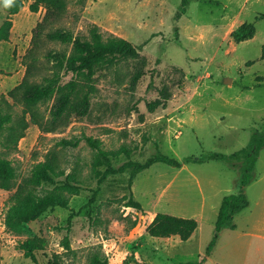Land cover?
Instances as JSON below:
<instances>
[{
	"label": "rangeland",
	"instance_id": "1",
	"mask_svg": "<svg viewBox=\"0 0 264 264\" xmlns=\"http://www.w3.org/2000/svg\"><path fill=\"white\" fill-rule=\"evenodd\" d=\"M23 1L10 16L0 0V27L13 21L9 38L0 39V100L7 99L2 104L15 119L25 106L9 92L28 68L31 81L45 82L62 73L60 57L72 50V43L52 40V31L89 37L98 25L106 37L133 42L142 57L97 74L87 114L72 112L46 130L28 113L29 127L17 146H7V132L0 135V157L10 159L18 174L14 188H0V264H90L95 254L109 264L198 262L215 235L223 197L243 188L250 205L201 264H264V147L245 187L254 146L231 156L249 147L255 134L264 135V0H68L65 12L48 20L45 7L33 12V0ZM246 22L255 24V35L237 41L232 33ZM55 102L39 104L44 126L51 127ZM90 136L110 152L114 169L160 152L182 165L159 161L132 179L130 166L100 180L107 165L95 164L99 150ZM62 139L79 142L65 145ZM209 152L228 156L207 160ZM48 159L64 173L55 176L57 183L76 174L70 181L81 190L69 208H51L23 233L13 232L6 225L11 197ZM54 187L44 183L40 190ZM158 212L196 218L195 234L189 240L151 235L148 226ZM30 236L45 240L38 262L19 246Z\"/></svg>",
	"mask_w": 264,
	"mask_h": 264
},
{
	"label": "trees",
	"instance_id": "2",
	"mask_svg": "<svg viewBox=\"0 0 264 264\" xmlns=\"http://www.w3.org/2000/svg\"><path fill=\"white\" fill-rule=\"evenodd\" d=\"M186 1L184 0V2ZM1 4L10 16L18 13L25 5L23 0H13V3L7 6L5 0H1ZM67 4L68 0H33L30 9L37 12L41 7H45L47 13L44 19L48 20L63 14ZM42 22L39 23V26ZM12 25L13 21L10 17L4 21L0 27V39L9 38ZM255 32V24L246 22L237 28L232 35L237 41H243L253 37ZM49 37L52 40L72 43V50L69 54L64 53L60 57V69L63 74L58 73L45 82H34L29 78L31 71L28 68V73L24 79L9 92L11 97L25 106L24 115L15 119L14 114L2 104V102L7 103V99L2 98L0 100V135L7 132L6 144L9 147L17 146L19 140L25 136L26 129L29 127L28 113L34 123L46 130H53L61 120L68 118L72 112L85 115L90 107L91 93L95 89L94 82L97 80V74L119 65L123 61L142 57L141 49L133 42L114 34L106 37L98 25L91 27L89 37L75 36L72 32L61 29L50 32ZM262 57L264 58V44ZM142 74L140 70L137 77L139 78ZM67 77L70 78L67 79ZM54 97H56V102L51 111V119L48 121V125L51 127L44 126L39 104ZM87 139L92 146L99 150L95 164L107 165V169L100 180H103L110 173L122 171L130 166L134 167L131 174L132 179L138 171L149 168L159 161L177 167L182 165V161L178 158L160 152L150 156L145 162L128 161L119 169H114L110 152L101 148V141L92 136ZM61 142L65 145H77L79 140L74 142L62 139ZM251 146H254L255 154L252 155L248 169L244 174L243 187L254 179L258 155L264 147V135L255 134L249 147H243L231 154V156H236L240 153H247ZM227 156L224 153L209 152L205 159H225ZM191 159L188 157L187 161ZM61 174L64 173L59 170V164L54 159H48L37 163L31 175L18 184L16 192L11 197L12 204L6 218V225L11 231L18 234L23 233L27 223L38 219L51 208L58 206L69 208L72 195L79 194L81 187L70 181V179H77L76 174H70L67 181L57 183L55 176ZM17 177V169L12 161L6 157H0V188L11 190L17 185ZM44 183H53L55 187L41 192L40 187ZM138 205L140 206V204ZM249 205L250 200L245 188L239 193L225 195L216 221V232L208 245L206 255L198 262L188 261L176 264H201L205 262L207 257L212 254L220 233L227 228H235L236 214ZM198 225V220L193 217L158 212L149 224L148 231L153 236L171 237L179 235L182 240H188ZM65 245L70 248L68 239L65 240ZM19 246L24 251L25 256L38 262L36 251L45 248V240L42 237L30 236L21 241ZM57 263L61 264L60 262ZM90 264H109V262L108 259H102L101 256L95 254Z\"/></svg>",
	"mask_w": 264,
	"mask_h": 264
},
{
	"label": "clouds",
	"instance_id": "3",
	"mask_svg": "<svg viewBox=\"0 0 264 264\" xmlns=\"http://www.w3.org/2000/svg\"><path fill=\"white\" fill-rule=\"evenodd\" d=\"M13 3V0H5V4H6V6L7 5H11Z\"/></svg>",
	"mask_w": 264,
	"mask_h": 264
},
{
	"label": "crops",
	"instance_id": "4",
	"mask_svg": "<svg viewBox=\"0 0 264 264\" xmlns=\"http://www.w3.org/2000/svg\"><path fill=\"white\" fill-rule=\"evenodd\" d=\"M195 232H196V230H195ZM195 232L193 233V235L195 234ZM193 235H192V236H193ZM177 236H179V235H177ZM192 236H191V237H192ZM188 240H189V239H188Z\"/></svg>",
	"mask_w": 264,
	"mask_h": 264
}]
</instances>
